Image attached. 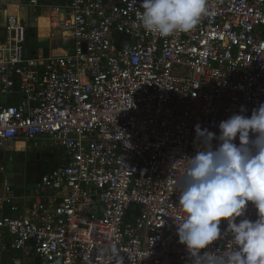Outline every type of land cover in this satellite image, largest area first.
Listing matches in <instances>:
<instances>
[{"label": "built area", "instance_id": "1", "mask_svg": "<svg viewBox=\"0 0 264 264\" xmlns=\"http://www.w3.org/2000/svg\"><path fill=\"white\" fill-rule=\"evenodd\" d=\"M141 5L29 0L71 39L45 58L25 53V27L7 15L0 149L23 140L53 155L23 196L0 163V254L11 264H191L177 179L200 148L196 124L218 135L241 106L250 116L264 102V0H206L192 30L167 37L144 30ZM246 217L257 218L251 203ZM210 248L235 245L225 235Z\"/></svg>", "mask_w": 264, "mask_h": 264}, {"label": "clouds", "instance_id": "2", "mask_svg": "<svg viewBox=\"0 0 264 264\" xmlns=\"http://www.w3.org/2000/svg\"><path fill=\"white\" fill-rule=\"evenodd\" d=\"M141 6L140 25L160 37L192 30L207 12L206 0H142ZM246 111L241 106L222 120L219 135L195 125L200 148L185 158L186 171L177 179L185 216L176 233L191 264H264V102L250 116ZM249 203L255 220L246 217ZM225 235L235 248L213 254L210 246Z\"/></svg>", "mask_w": 264, "mask_h": 264}, {"label": "crops", "instance_id": "3", "mask_svg": "<svg viewBox=\"0 0 264 264\" xmlns=\"http://www.w3.org/2000/svg\"><path fill=\"white\" fill-rule=\"evenodd\" d=\"M29 0H0V40L5 38V24L8 14H15L21 20L26 30L25 39V53L39 58H45L50 55L65 54L69 50L71 39L67 36H56L52 33L51 28L48 26V7L33 9L26 6ZM46 6L54 3H60L62 0H38ZM32 148L28 146L23 140H19L6 149H0V163L4 164L9 172L12 173L13 184L16 193L25 195L28 191L33 190L39 181L41 174L44 172L42 162L36 161L39 169L35 170V164H27L24 166V160L27 158ZM35 151V150H34ZM41 156L50 152H39ZM8 156H12V161H8ZM53 156V155H52ZM52 158V157H51ZM46 160V159H45ZM51 162L47 167H51ZM24 166V167H23ZM30 178L29 186L23 184L21 175L23 170ZM39 172L36 176L35 173ZM33 187V188H32ZM19 201V199H17ZM0 264H11L10 254H0Z\"/></svg>", "mask_w": 264, "mask_h": 264}, {"label": "rangeland", "instance_id": "4", "mask_svg": "<svg viewBox=\"0 0 264 264\" xmlns=\"http://www.w3.org/2000/svg\"><path fill=\"white\" fill-rule=\"evenodd\" d=\"M43 157H44V154H43ZM45 157L43 158V160L45 161ZM24 166H26L27 164H35L36 163V166L34 165V168H35V170H37V169H39V167L37 166V163L38 162H35L34 161V159H32V158H30V157H28L27 156V158L24 160ZM23 166V167H24ZM24 172H23V174L21 175V177H22V182H23V184H25L26 186H29V182H30V178H29V176L27 175V173H25V169L23 170ZM39 172H37V173H35L34 175L36 176L37 174H38ZM33 188V187H32ZM35 188V187H34ZM33 188V189H34Z\"/></svg>", "mask_w": 264, "mask_h": 264}, {"label": "water", "instance_id": "5", "mask_svg": "<svg viewBox=\"0 0 264 264\" xmlns=\"http://www.w3.org/2000/svg\"><path fill=\"white\" fill-rule=\"evenodd\" d=\"M217 144H218V142L216 141L214 147L217 146ZM28 157H30V158H32V159H34L36 161L42 162L44 157L45 158H51L52 157V154L51 153H47L43 157V156L40 155V153L35 152L34 149H33L32 152L29 153ZM47 165L48 164L45 161L44 164H43V167H42L43 170H46L47 169Z\"/></svg>", "mask_w": 264, "mask_h": 264}, {"label": "flooded vegetation", "instance_id": "6", "mask_svg": "<svg viewBox=\"0 0 264 264\" xmlns=\"http://www.w3.org/2000/svg\"><path fill=\"white\" fill-rule=\"evenodd\" d=\"M47 159H49V160H48V163H49V162H51V163H52V158H47Z\"/></svg>", "mask_w": 264, "mask_h": 264}]
</instances>
